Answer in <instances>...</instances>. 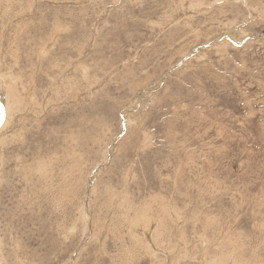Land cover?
Masks as SVG:
<instances>
[{"label":"rangeland","instance_id":"rangeland-1","mask_svg":"<svg viewBox=\"0 0 264 264\" xmlns=\"http://www.w3.org/2000/svg\"><path fill=\"white\" fill-rule=\"evenodd\" d=\"M0 89V264H264V0H0Z\"/></svg>","mask_w":264,"mask_h":264},{"label":"bare ground","instance_id":"bare-ground-1","mask_svg":"<svg viewBox=\"0 0 264 264\" xmlns=\"http://www.w3.org/2000/svg\"><path fill=\"white\" fill-rule=\"evenodd\" d=\"M2 84V83H1ZM3 93V90L2 89H0V94H2ZM2 96V95H1ZM0 98H2V97H0Z\"/></svg>","mask_w":264,"mask_h":264}]
</instances>
